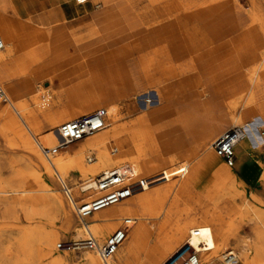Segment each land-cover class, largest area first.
<instances>
[{
	"label": "rangeland",
	"instance_id": "rangeland-1",
	"mask_svg": "<svg viewBox=\"0 0 264 264\" xmlns=\"http://www.w3.org/2000/svg\"><path fill=\"white\" fill-rule=\"evenodd\" d=\"M111 1L89 0L86 5L93 6L92 17L96 20L109 11L103 10V7ZM216 1L220 9L216 25L227 30V32L221 33L219 39H227L232 35L235 37L252 25L249 12L254 3L264 11V2L261 0ZM138 3L140 6H145L147 2L138 0ZM11 13L14 24L21 25L22 23L15 21L16 15L13 11ZM0 18H2L1 15ZM90 18L91 16L81 18L63 26L68 34V39L67 36H64L53 40L52 46L46 48V50L52 49L53 52L50 55L53 57L55 55L59 57L65 50H68L67 62H63L59 67L56 65L64 61L62 58L50 60L52 57H40L30 65L18 64L17 61L23 60L17 59V56L21 54H17L16 58L14 57L0 66V86L5 92L8 88L6 85L18 83L12 88L15 97L13 106L9 104V109L11 114L20 121L25 133L23 135L18 132L17 129L11 127L7 119L0 117V181L17 182L21 177H25L26 181L32 180L33 171L30 169L28 161L30 152L25 148L26 137L33 142L39 155L49 164L52 174V177H49L43 172L42 179L35 178L31 181L33 189L36 191L35 194L28 195L36 198L32 205L23 206L18 202V198L26 196V194L16 195L12 191H8L0 199V264H49L48 260L51 255H47L45 252L46 244H38L33 238L29 240L24 238L27 229L34 225L46 233L57 236L53 255L65 259L64 264H83L85 255L88 252H94L78 250L75 247V243L86 239L87 235L74 207L90 203L84 199L92 190L82 192L80 189L90 180H78L73 176L70 183L60 181L49 158L54 152L69 156L79 145L94 138L97 134L67 148L62 147V143H59L57 129L63 125V122L53 127L50 120L53 116L58 118L59 115L67 113L68 116L73 117L88 116L98 109H106L113 105H117L122 113H127L132 109L137 111L131 117H126L123 123H129L144 115H152L150 121L152 132L164 134L172 139L166 154V159L169 162L165 167H169L171 180H176V182L172 185L168 199L171 202L178 192L182 193L180 204L183 211L177 223L173 222L168 225L163 237L168 232L175 233L179 228L186 229L193 224L194 227L201 228L208 252L212 255L218 252L219 259L215 264H224L223 256H226L228 252H234L238 256L236 264H241L239 258L242 254L249 257L250 264H264V202L249 201L238 184L237 196L229 200L231 214L229 216L223 214L221 211H226L225 205H221V208L217 210L214 209L213 201L207 199V188L213 184L211 179L202 169L198 174L193 173L208 147L219 135L234 127L254 122L256 116H250L244 121H233L227 108L222 106L212 108L213 105L207 98L203 101L192 89H188L184 93H176L170 99L161 101L156 89H160L162 86L146 83L145 78L141 76L140 65H136L134 57L130 56L129 50L132 42L130 34L119 31L116 33L117 35L115 34V38L103 41L102 33L99 30L95 31L96 28L89 25ZM83 37L85 38L83 39ZM27 38L28 36H21L20 41ZM219 56V60L222 62L224 60L222 53H219ZM262 58L263 54H261V61ZM10 61L12 62L10 74H8L9 71L5 65ZM98 61L101 63L99 66L96 63ZM42 72H47V74L41 76ZM57 77L65 78V80L62 83L58 80L51 84L52 79L56 80ZM245 80L244 78L243 81ZM171 82L169 81L167 84ZM40 88L47 90V93L41 94ZM145 88L148 90L142 91ZM257 94L259 99L253 105L243 107V103L237 104L233 110L234 115L239 116L250 108H255L256 104H264V74L257 87ZM17 102L23 104V112L16 107ZM228 102L237 103V96L230 98L227 100ZM24 116L31 117L32 122L23 121ZM193 123L199 125L200 130L203 131V133L201 131L202 139H200L203 142L201 145L197 141L200 139L197 138V131L194 128L189 132L186 131V127ZM255 127L264 134V124L260 119H256ZM36 129L37 133L34 131ZM207 129L215 130V132L204 135V131ZM109 130L110 127H107L102 133ZM57 145L59 150H57ZM198 147L199 154L197 153ZM42 149L48 150L49 155L45 156ZM128 149L130 148L127 147L125 150ZM88 157L97 161L94 152H88L86 158ZM223 163L228 167L224 160ZM99 177L92 179L96 181ZM183 180H186V183L183 184ZM60 182L68 185L75 201L71 203L67 199ZM57 196L62 197L66 211L72 216L70 227L67 224L65 213L53 204L52 197ZM219 199L220 197L216 198V200ZM126 200L118 204L124 203ZM91 218L92 216L87 219L89 224H92ZM79 227L83 230L82 238L75 237L76 229ZM210 227H214L216 230L212 233ZM228 229L230 231L227 232ZM116 230L111 231L105 240L99 239V243L105 242ZM230 235L233 245L224 246L223 238ZM154 236L155 233L152 237ZM185 243L184 240L181 243L171 244L170 250L160 254L153 264L168 263L183 247H186ZM150 247H154V244H150ZM191 255L186 256L185 261L178 264H185ZM195 258L199 263V257L195 255ZM129 264L150 263L145 257V253L142 252Z\"/></svg>",
	"mask_w": 264,
	"mask_h": 264
},
{
	"label": "bare ground",
	"instance_id": "bare-ground-1",
	"mask_svg": "<svg viewBox=\"0 0 264 264\" xmlns=\"http://www.w3.org/2000/svg\"><path fill=\"white\" fill-rule=\"evenodd\" d=\"M145 1L147 2L146 5L140 6L138 0H123L109 9L110 12L107 11L103 18L97 19L95 22L91 20L89 25L94 29L96 28L95 31L99 30L102 33L101 39L103 41L115 38V34L119 31L130 34L132 39L129 50L130 56L134 57L136 65H140V73L145 78L146 83L162 86L160 89H156L158 98L161 101L170 99L176 93L187 92L188 89L194 90L197 96L205 101L208 96L196 65L197 57L214 49L215 45L223 40L219 39L221 33L227 32V30L216 25L217 15L220 13V9L216 4L217 1ZM261 1L264 2V0ZM7 3L6 0L0 1V15L2 17L0 18V36L4 43V49L0 51V66L17 54H25L24 59L27 64H33L41 57L37 55L38 52L51 47L53 40L55 41L64 36H67L68 39V34L62 25L47 30L24 23L16 26L11 17L12 11ZM249 16L252 25L244 30L254 26L264 37V11L260 10L259 6L254 3ZM230 31L232 32V30ZM21 36H28V38L20 41ZM50 50L52 51V49ZM261 54H263L262 61L248 69V80L251 83V88L237 95V103H227L226 101L224 105L212 106V108L216 106L227 108L233 121H244L250 116H256L254 122L248 124L250 127L248 137L250 140L257 141H259V130L255 127V123L256 119H260L264 124V104H256L255 108H250L239 116H235L233 110L239 103H243V107H248L258 101L257 87L264 74V50ZM42 57L46 58L47 54H42ZM68 57V50H65L59 57L55 55L50 60L64 59L56 65V67H59L63 62H67ZM198 59L200 58L198 57ZM96 63L97 66L101 64L99 61ZM46 74L47 72H42L41 76ZM58 80L62 83L65 78L52 79L51 84ZM169 81L172 82L167 84ZM16 84L18 83L6 85L9 88H7L6 93L11 106H13L15 97L12 88ZM146 90L148 88L142 91ZM39 92L45 94L47 90L40 88ZM9 104L0 103V117L7 119L11 127L25 135L20 121L11 114ZM16 107L20 111H24L21 102H17ZM106 111V125L110 127L108 132L97 133V136L79 145L69 156L54 152L51 154L49 161L60 181L70 183L73 176L78 180H90L81 186L82 192L90 191V187L94 188L95 180L92 178L101 176L100 174L119 169L126 175V184L131 185L133 196L124 203L108 206L107 208L106 206L97 208L92 215V224L89 227L90 232L99 242V239L105 240L111 231L123 227L126 221H136V225L129 233L127 241L117 254L111 258V264H129L142 252L145 253L148 262L153 264L160 254L170 250L171 244L181 243L184 240L185 244L190 247L189 251H193L194 256L199 257V264H215L216 260L219 259L218 252L214 253V256L208 252L200 227H194L192 224L186 229L179 228L175 233L168 232L163 237L168 225L173 222L177 223L183 211L180 204L182 193L178 192L171 202L168 199L172 191V185L176 182V180H171L169 167H165L169 162L166 159V154L169 151L172 139L164 134H154L152 132V125H150L152 115H144L129 123H123L126 117H131L137 111L132 109L127 113H122L117 105L107 107ZM67 114H63L58 118L53 116L50 120L51 125L56 127L61 122L66 123L74 118ZM22 120L27 123L32 122V118L27 116H24ZM199 127L195 123L189 124L186 131L189 132L194 128L197 131V138L200 139L202 130ZM34 131L38 132L37 129ZM212 132H215V130L207 129L204 131V135ZM58 137L59 143H62L59 131ZM200 140L197 141L201 145L203 142ZM214 142L208 147L193 173L198 174L202 169L211 179L213 184L207 188V199L213 201L214 209L219 210L221 205H225L226 211L222 210L221 212L229 216L232 211L229 200L237 196L236 190L239 182L233 171L224 165L223 159L214 152ZM127 147L130 149L125 150ZM199 147L197 148L198 154ZM25 148L30 152L28 153V161L30 169L33 171L32 180L26 181L25 177H21L17 182L6 183L0 181V199L8 191H12L16 195L26 194V196L18 198V202L22 203L23 206L32 205L36 201L35 196H28L36 193L31 181L35 178L42 179L43 172L45 175L52 177L49 164L39 155L35 145L27 137L25 138ZM57 150H59L58 145ZM88 152H94L97 161L90 157L86 158ZM182 183H186V180H183ZM106 195L107 192L92 190L84 201L90 202L87 203L90 206ZM217 197H220V199L216 200ZM52 201L58 209L65 213L67 224L70 227L72 216L66 211L62 197H52ZM209 229L212 233L216 230L214 227ZM154 233L155 236L152 237ZM24 236L25 240L33 238L38 244H46L45 252H47V255H51L48 260L49 264H64L66 261L53 255V247L58 239L54 234L46 233L43 229L34 225L27 229ZM75 237H83L81 227L76 229ZM223 242L224 246H232L233 239L231 235L223 238ZM152 243L154 247H150ZM232 253L235 255L234 252ZM225 257L223 256L224 262ZM235 257L237 261L238 256L235 255ZM239 259L241 264H250L249 257L245 254H242ZM82 263L102 264L98 255L94 252H88Z\"/></svg>",
	"mask_w": 264,
	"mask_h": 264
},
{
	"label": "crops",
	"instance_id": "crops-1",
	"mask_svg": "<svg viewBox=\"0 0 264 264\" xmlns=\"http://www.w3.org/2000/svg\"><path fill=\"white\" fill-rule=\"evenodd\" d=\"M6 1L11 11L16 15L17 23L30 24L40 29L47 30L56 26H66L89 16L93 22L97 20L92 17L93 6H87L86 3L77 5L73 0ZM122 1H111L103 7V10H109ZM263 50L264 37L259 30L252 26L235 37L232 35L227 39L220 40L214 49L199 55L200 59L197 57L196 65L201 74L204 90L212 105L224 104L230 98L251 88L248 69L260 63ZM51 53V50H43L37 55L42 57V54H47V57H52ZM219 53H222V57H224L222 62L219 60L221 56ZM25 57V54L17 56V59H23L17 63L27 64ZM11 62L5 65L9 71L8 74H10ZM17 71L16 69L15 72L17 73ZM244 78L245 81H243ZM81 117H85V115L74 117L72 120ZM259 141L250 140L247 137L241 142L235 150V163L229 167L237 177L239 186L249 201L253 202H264V146Z\"/></svg>",
	"mask_w": 264,
	"mask_h": 264
},
{
	"label": "built area",
	"instance_id": "built-area-1",
	"mask_svg": "<svg viewBox=\"0 0 264 264\" xmlns=\"http://www.w3.org/2000/svg\"><path fill=\"white\" fill-rule=\"evenodd\" d=\"M77 5H83L89 0H73ZM4 49V43L0 36V51ZM0 103L9 104V98L5 90L0 86ZM107 111L98 109L91 115L81 117L64 123L59 128V135L62 139V147H69L83 139L104 131L107 128ZM260 133V132H259ZM250 134L249 125L234 127L221 134L214 142L213 149L220 156L228 167L235 163V149ZM261 145L264 146V134H259ZM256 141V140H255ZM257 143V142H256ZM45 156L49 155L48 150L42 149ZM62 190L67 199L72 203L75 201L71 189L64 182H61ZM95 187L90 190L97 192H107L100 201L93 202L90 206L86 203L80 207H74L76 214L86 232V239L75 243L78 250H91L97 253L102 264H111V258L126 242L129 233L136 225V221L128 220L123 227L116 230L104 243H99L90 232V224L87 219L90 218L100 206H113L133 196L131 185L126 184V175L119 169H113L102 174L93 184ZM86 192V191H85ZM104 209V208H103ZM190 247L186 245L166 264H178L185 261L186 256L191 255L185 264H199L194 256V252L189 251ZM224 264H236V257L232 252H228Z\"/></svg>",
	"mask_w": 264,
	"mask_h": 264
}]
</instances>
